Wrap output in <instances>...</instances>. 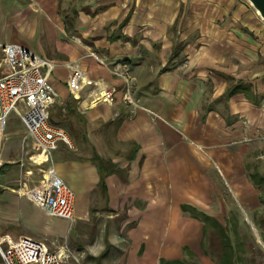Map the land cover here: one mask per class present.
<instances>
[{
  "label": "crops",
  "instance_id": "0c3cea01",
  "mask_svg": "<svg viewBox=\"0 0 264 264\" xmlns=\"http://www.w3.org/2000/svg\"><path fill=\"white\" fill-rule=\"evenodd\" d=\"M78 1L72 0L73 14L66 13L64 18L57 14V6L29 9L35 29L40 23L38 41L43 44L38 46L43 55L25 42L10 41L4 32V39H0V43L23 44L55 63L50 81L58 94L56 103L74 115L75 124H84L81 132L72 131V138L87 139L90 157L60 158L57 149L61 143L45 164L52 165L75 192V219L72 224L65 220L73 227L84 219L87 209L79 206L81 194L87 192L90 203L94 196L90 189L101 190L93 159L97 155L113 168L104 178V201L115 215L127 207L125 219L136 221L140 249L166 242L165 251L170 255L164 258L181 259V251L184 247L191 251L205 227L181 206L193 207L217 221L222 218L204 206L211 198L212 180L235 170L226 159L233 156L228 146L236 143L240 129L254 136L258 117L264 120V110L258 111L239 85L227 94L231 89L227 77L233 72L239 75L240 65L245 67L244 60L235 54V34L226 31L225 39L223 30L208 22L213 37L187 42L189 31L207 36V22L198 15L192 26L180 24L179 36L166 35L178 16L179 0H86L81 5ZM100 4L106 6L99 8ZM0 19L5 26L1 14ZM60 33L70 34L71 40L63 39ZM245 49L248 51V46ZM262 72L253 69L250 75L257 80ZM255 80L251 82L254 85ZM208 82L213 84L209 94ZM99 83L112 91L111 99L82 107L85 94ZM241 116L248 122L244 130ZM260 127L264 129V124ZM22 133L24 138L23 126ZM23 138L24 151H30L32 140ZM19 159L20 179L4 178V182L2 174L11 165L0 159V236L11 240L63 236L65 231L51 227L54 216L20 191L38 184L28 185L32 169H27L28 163L21 167ZM241 187L237 186L240 197L250 201ZM192 219L199 221L193 223Z\"/></svg>",
  "mask_w": 264,
  "mask_h": 264
},
{
  "label": "rangeland",
  "instance_id": "374dc122",
  "mask_svg": "<svg viewBox=\"0 0 264 264\" xmlns=\"http://www.w3.org/2000/svg\"><path fill=\"white\" fill-rule=\"evenodd\" d=\"M85 1L79 0L78 4L81 5ZM90 1L97 2L99 0ZM179 1L178 16L171 28H168L166 35L179 36L182 25L192 26L193 22L199 19L198 15H201L200 18L207 22L204 24L205 31L208 29L207 36L205 34L202 36L197 31H189L187 42H192L197 37H209L206 38L207 41L213 37V34L209 32L208 22L217 24L218 28L223 30L225 39L228 38L227 32L235 34L237 43L235 54H239L240 59L244 60L245 67L240 65L237 70L239 75L233 72L231 76L227 77V81L229 84L231 83V88L234 85H239L240 91L249 98L258 111L264 110V72L256 77L257 80L254 79L255 85L251 83L254 80L250 75L253 69L264 71V22L251 4L247 0ZM46 5L52 8L57 6V14L63 18L66 13H72V0H2L0 14L5 26L2 25L0 19V39H4V32L10 41L23 44L25 42L29 48L43 55L38 46V44H43L41 40L38 41L40 39V23L35 29V21L30 17L29 9L39 11ZM102 6L106 5L100 4L98 7ZM35 17L39 18L40 15L37 14ZM231 28L236 29L237 32L239 30L241 33L236 34L232 32ZM31 35L33 36L31 37ZM61 37L71 40L68 33L61 34ZM247 46L248 51L245 49ZM43 48L48 52V47L44 46ZM251 55H254V60ZM233 61L235 62L236 59L233 58ZM212 85L208 82L206 89L208 94ZM51 120L66 131L73 144L71 148L65 144L58 147L57 154L60 158L90 157L92 152L87 139L82 138L78 141L72 138V131L81 132L84 129V124L83 126L75 124L74 115L68 109L63 110L56 102L51 108ZM240 122L242 126L244 125V130L248 124L247 119L241 116ZM263 122V117H258L254 136L243 134L240 129L241 135L236 139V143L228 146L229 152L233 156L229 155L230 158L227 157L226 162L230 164L232 161L234 164L233 169L235 170L232 171V174L222 173L219 178L213 169L210 170L211 175L216 176L218 180H212L214 188L210 192L211 198L204 206L207 211L222 216L218 222L222 224L225 233L230 238L234 255L233 264H264V129L260 127L264 124ZM22 135V123L19 117L10 113L6 119L0 159H2V163H10L11 167L2 174L1 181L3 182L4 178L8 180L20 179L17 166L18 159L23 152ZM77 135L80 136V134ZM24 147L26 148V141H24ZM26 167L32 169L31 175L27 179L28 185H37L41 179L39 169L31 164ZM254 171L257 172V177L263 178L259 186L255 185L254 181L248 177V174ZM242 185L249 189L250 201H245L240 197L237 186L241 187ZM12 186L17 188L16 184ZM90 190L91 195H94L90 203L87 200V192L81 194L79 199V206L87 209L84 219L77 220L71 227L68 226L65 219L52 217L51 227L61 228L65 231L63 236L33 235V237H44L47 242L52 240L56 244L66 243L70 248L81 251L84 256L83 264H160L159 258L170 255L165 251L166 242L165 245L152 244L141 250L136 221L125 219L127 207L115 215L107 207L102 191L96 188ZM197 215L200 214L197 213ZM196 221L199 220L192 219L193 223ZM205 228L206 230L201 236L195 239L192 249L190 248L193 255H189L183 250L181 251L182 259L197 261L200 264L218 263L219 250L224 248L222 238L216 227L206 225ZM164 240L165 237L161 242ZM0 264L2 263L0 262Z\"/></svg>",
  "mask_w": 264,
  "mask_h": 264
},
{
  "label": "built area",
  "instance_id": "2783aa9c",
  "mask_svg": "<svg viewBox=\"0 0 264 264\" xmlns=\"http://www.w3.org/2000/svg\"><path fill=\"white\" fill-rule=\"evenodd\" d=\"M0 151L6 119L16 114L24 128V138L32 140L30 151H24L20 166L34 165L40 171V182L31 188L33 200L46 214L66 219H75V192L62 179L52 165L51 153L61 143L73 147L66 131L51 121V108L56 102L57 91L50 81L55 63L42 59L20 43H0ZM112 91L106 92L111 99ZM39 157V158H37ZM83 253L70 248L66 243L22 236L15 240L0 236V262L2 264H83Z\"/></svg>",
  "mask_w": 264,
  "mask_h": 264
},
{
  "label": "trees",
  "instance_id": "16d2710c",
  "mask_svg": "<svg viewBox=\"0 0 264 264\" xmlns=\"http://www.w3.org/2000/svg\"><path fill=\"white\" fill-rule=\"evenodd\" d=\"M235 88H231L227 93H231L234 92ZM52 121V120H51ZM53 122V121H52ZM93 159L95 161H97V169H98V173H99V187L101 188L102 191L106 190L105 187V182H104V178L105 176H107L108 174H110L113 171V168L111 166V163L101 159L99 156L95 155L93 157ZM248 177L254 181L255 185H260V183H262L263 178L262 177H257V172H252L248 174ZM181 208L183 210H187L190 211L191 215L195 218H198L199 220H201L204 223V226L206 225H211L213 227H216L218 232L220 233V236L222 238V242H223V246L224 248L219 250V255L220 258L218 259V263L217 264H233L234 261V255H233V248L230 244V238L228 237V235L225 233L224 231V227L222 226V224L220 222H218L217 220H215L214 218H211L210 216H208L207 214L197 211L195 208L187 206V205H182ZM200 212V213H199ZM200 214V215H197ZM206 228L204 227L205 231ZM184 250L187 254L189 255H193V252L190 251L187 247H184ZM159 263L160 264H200L197 261H188L187 259H167V258H159Z\"/></svg>",
  "mask_w": 264,
  "mask_h": 264
},
{
  "label": "bare ground",
  "instance_id": "6f19581e",
  "mask_svg": "<svg viewBox=\"0 0 264 264\" xmlns=\"http://www.w3.org/2000/svg\"><path fill=\"white\" fill-rule=\"evenodd\" d=\"M262 21L264 22V19H262ZM81 75L87 81V77L84 74H81ZM71 84H72L73 90L75 91L76 84H75L74 79H72ZM98 85L99 86L97 88L89 90L85 94L84 98L81 101L82 107L84 106V104L85 105H94V104L106 99L107 89H105L101 83H99ZM75 93L77 94L76 91H75ZM37 158H39V157H37ZM241 190H242V194L246 197L247 200L251 199L250 191L246 186L241 187ZM20 191H25L30 196H32V193H36L35 191L31 192V190H24V189H20ZM248 221L250 222L249 218H248Z\"/></svg>",
  "mask_w": 264,
  "mask_h": 264
},
{
  "label": "water",
  "instance_id": "95a60500",
  "mask_svg": "<svg viewBox=\"0 0 264 264\" xmlns=\"http://www.w3.org/2000/svg\"><path fill=\"white\" fill-rule=\"evenodd\" d=\"M261 19H264V0H247Z\"/></svg>",
  "mask_w": 264,
  "mask_h": 264
}]
</instances>
